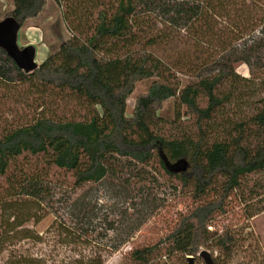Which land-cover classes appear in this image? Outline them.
Returning <instances> with one entry per match:
<instances>
[{"label": "trees", "instance_id": "1", "mask_svg": "<svg viewBox=\"0 0 264 264\" xmlns=\"http://www.w3.org/2000/svg\"><path fill=\"white\" fill-rule=\"evenodd\" d=\"M54 1L71 35L37 70L24 73L0 49L2 78L13 71L18 84L39 94L30 120L0 131V181L8 183L0 201V256L8 254L1 264H44L17 251L35 239L26 225L36 218L41 196L49 194L42 163L72 173L78 192L114 175L121 161L149 172L156 156L164 177L195 205L166 238L134 250L129 261L150 264L164 247V255L190 262L207 247L219 254L215 264H226L235 235L210 227L227 213L231 196L264 173V96L250 104L255 88L236 70L237 64L252 69L264 55V0ZM13 5L5 18L22 28L43 12L46 0ZM170 29L175 36L183 32L193 51L154 53L155 46L172 43ZM209 66L217 69L208 72ZM146 79L152 84L128 117L135 82ZM49 92L81 103L89 118L49 114ZM170 99L178 107L168 120L160 111ZM239 102L252 111L237 116L232 108ZM181 164L186 171L177 170ZM75 264H103V258Z\"/></svg>", "mask_w": 264, "mask_h": 264}, {"label": "rangeland", "instance_id": "2", "mask_svg": "<svg viewBox=\"0 0 264 264\" xmlns=\"http://www.w3.org/2000/svg\"><path fill=\"white\" fill-rule=\"evenodd\" d=\"M14 8L13 0H0V21ZM170 45L155 46L158 56L166 57L181 50H192L185 34L175 36L169 30ZM63 19V9L54 1L46 0L43 12L21 28L18 44L21 48L33 45L36 62L40 65L59 46L70 38ZM209 66L208 72L216 70ZM237 73L250 79L255 88L251 103L264 96V55L252 63L237 64ZM6 79L0 75V131L23 124L34 116L36 98L39 96L26 85L18 84L13 71ZM152 80L135 82L133 93L127 99L126 113L130 117L137 99L148 92ZM60 93H48L45 108L59 118H89V111L76 100ZM74 99V98H73ZM178 107L177 100L163 104L160 116L172 119ZM237 116L252 111L248 102H239L232 108ZM42 162V161H40ZM45 186L49 194L42 195L36 218L27 223L35 239L23 241L17 251L40 258L44 264H75L92 257H102L103 264H132L129 259L134 250L154 247L172 231L180 215L194 205L189 195L180 196L170 180L164 177L158 156L151 163L149 172L129 164L117 163L115 174L99 184H90L76 192L72 189V173L49 168ZM6 181H0V201L5 198ZM244 189L229 199L227 213L218 215L210 229L219 233L230 230L237 240L235 252L226 264H264V173L253 175ZM34 212V211H33ZM254 215L252 218L250 216ZM256 214V215H255ZM156 259L150 264H190L180 254L164 255L161 247ZM209 251L213 258L219 254L202 247L192 264H204L199 254ZM0 256V264L7 257ZM193 257L189 256L188 258Z\"/></svg>", "mask_w": 264, "mask_h": 264}, {"label": "water", "instance_id": "3", "mask_svg": "<svg viewBox=\"0 0 264 264\" xmlns=\"http://www.w3.org/2000/svg\"><path fill=\"white\" fill-rule=\"evenodd\" d=\"M20 24L13 18L7 17L0 21V49H2L9 58H11L17 67L24 73H32L38 69L39 65L36 62L37 51L35 46L28 45L21 48L18 44ZM178 171H186V164H181L177 168ZM199 256L204 264H215L214 259L209 251H202ZM194 258L190 257V264Z\"/></svg>", "mask_w": 264, "mask_h": 264}]
</instances>
